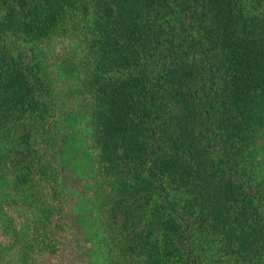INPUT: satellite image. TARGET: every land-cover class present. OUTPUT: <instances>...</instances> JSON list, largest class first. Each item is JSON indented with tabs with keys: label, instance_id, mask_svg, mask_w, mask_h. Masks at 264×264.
<instances>
[{
	"label": "trees",
	"instance_id": "trees-1",
	"mask_svg": "<svg viewBox=\"0 0 264 264\" xmlns=\"http://www.w3.org/2000/svg\"><path fill=\"white\" fill-rule=\"evenodd\" d=\"M0 264H264V0H0Z\"/></svg>",
	"mask_w": 264,
	"mask_h": 264
},
{
	"label": "rangeland",
	"instance_id": "rangeland-1",
	"mask_svg": "<svg viewBox=\"0 0 264 264\" xmlns=\"http://www.w3.org/2000/svg\"><path fill=\"white\" fill-rule=\"evenodd\" d=\"M63 54L57 55V58H61ZM58 85L60 87V90L65 92L68 88H70L73 85L74 80L72 79H58ZM73 121V119H72ZM74 185V183H73Z\"/></svg>",
	"mask_w": 264,
	"mask_h": 264
}]
</instances>
